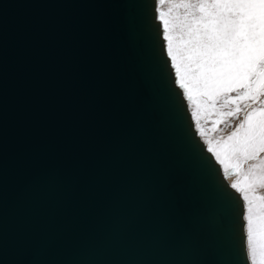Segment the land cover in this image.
<instances>
[{
    "label": "water",
    "instance_id": "water-1",
    "mask_svg": "<svg viewBox=\"0 0 264 264\" xmlns=\"http://www.w3.org/2000/svg\"><path fill=\"white\" fill-rule=\"evenodd\" d=\"M149 0H0V264H245Z\"/></svg>",
    "mask_w": 264,
    "mask_h": 264
},
{
    "label": "snow or ice",
    "instance_id": "snow-or-ice-1",
    "mask_svg": "<svg viewBox=\"0 0 264 264\" xmlns=\"http://www.w3.org/2000/svg\"><path fill=\"white\" fill-rule=\"evenodd\" d=\"M184 7L187 11L181 28L184 33L181 42L188 47L190 64L196 66L195 87L207 90L211 86L239 82L251 91L253 98L264 96V0H197ZM167 23L165 20L164 25ZM170 43L169 38L166 51ZM183 79L182 76L178 89L183 86ZM256 111L264 113V109L250 112L229 139L248 125L242 142L251 149V156L259 158L264 153V116L252 125L251 118ZM217 158L210 156L213 160ZM220 163L225 161L221 159ZM259 179L264 180V176ZM230 187L235 188V185ZM245 198L241 197L242 200ZM259 198L264 199V196ZM251 205L249 201L241 213L244 252L248 257L247 264H256L257 245L254 243L251 249L248 246L251 230L259 244L260 264H264V213L253 224L249 215Z\"/></svg>",
    "mask_w": 264,
    "mask_h": 264
},
{
    "label": "rangeland",
    "instance_id": "rangeland-1",
    "mask_svg": "<svg viewBox=\"0 0 264 264\" xmlns=\"http://www.w3.org/2000/svg\"><path fill=\"white\" fill-rule=\"evenodd\" d=\"M149 2L151 14L150 21L156 29L157 38L159 40V51L165 58V68L170 76L171 85L179 92L178 100L183 112L185 113L189 129L198 146L202 149V152L209 157V159L210 156L219 157L220 150L225 145L228 137H230V135L237 130V128H239L250 112L260 108V106L264 103V96H261L259 99L253 98L251 91L239 82L235 83L236 86L239 85L236 87L235 91L221 93H217L219 92L217 91L215 92L217 95H215L211 100L206 96L196 94L192 95L193 92L186 91L184 86L178 89L177 85L181 84V80L178 76V70H175V68L177 69V63L173 61L174 58L170 51L165 50L164 44L166 43V39L162 31V28H164L165 25L159 20V18L164 17L168 11L174 8L184 7L186 4L196 3L197 0H149ZM166 52H169V54ZM246 92L248 95H245ZM237 97H239V100L236 99ZM196 133H199V135H196ZM263 155L264 153H262L259 158ZM217 159H210V161L214 166L215 175L219 180V183L234 198L236 214L235 230L236 235L239 238L238 245L242 260L245 264H247L248 257L245 256L244 252L245 237L243 232V220L241 218V213L244 210V201L241 199L243 191L239 192V190H235L230 186L235 184H237V186H242L239 178L241 176L242 169L245 167L244 163L248 160L249 162L246 164V166H248L255 163L257 160H254V156H251L250 154L242 157L237 156L234 160L235 162L239 160V164L237 165V168H235L236 166L232 168L233 166L228 167L226 165L219 164ZM254 189L255 187H252L251 190L254 191ZM244 190L246 191L247 189L244 188ZM251 196H253V194ZM252 218L254 224L255 218ZM254 238L255 236L250 230L248 239L249 249H251L254 243L256 245L258 244L255 242L256 239L254 240ZM258 250H260L259 245H257V252ZM256 264H260V259L256 258Z\"/></svg>",
    "mask_w": 264,
    "mask_h": 264
},
{
    "label": "bare ground",
    "instance_id": "bare-ground-1",
    "mask_svg": "<svg viewBox=\"0 0 264 264\" xmlns=\"http://www.w3.org/2000/svg\"><path fill=\"white\" fill-rule=\"evenodd\" d=\"M186 11L187 9L185 7L174 8L168 11V13H166L164 17H162L163 19H159L163 24L165 20L168 22L167 25L164 28H162L163 35L166 39V43L169 41V38L171 39V43L168 44L167 50L170 51V53L173 55V58H174L173 61L177 63V69L175 68V70H178L179 79L181 80L182 76L184 78L183 86L185 87L186 91L193 92L192 95L196 94L200 96L209 97L210 100L215 95H217V93L235 91L236 87L239 86V85L238 86L235 85L236 82H227V83H223L220 85L211 86L207 90H200L197 87H195L194 78L196 75V66L194 64H190L188 60V47L185 46L181 42L182 36L184 35V33H182L181 31V28H182V25L185 23V12ZM149 14H150V7H149ZM150 20H151V14H150ZM166 43L165 44L163 43V44L166 45ZM166 53L169 54V52H166ZM212 93H215V94H212ZM259 109H264V103L257 110ZM262 116H264V113H261L260 111H256L255 114L251 118V124L254 125L256 121L259 120ZM247 129H248V125H245V128L240 129V131L237 133L235 137H232L231 139H229L228 137V140L226 141L225 145L220 150V154L217 159L219 164H221L220 160L223 159L225 163L221 165H226L228 167L233 166L232 168L236 166L235 168H237V165L239 164L238 163L239 160L235 162L234 159L237 156L242 157L247 154H251V149L244 146L242 142ZM254 160H257V161L248 166H246L247 162H249L248 160L247 162L244 163L245 167L242 169L241 176L239 178L242 186L240 185L241 186L240 187V186H237V184H235V188L233 189L239 190V192H241V189H243V193L242 194L240 193V194L242 197H246L245 199H243L244 208H245V205L247 207L249 205V201H251L252 205L249 210V215L251 217H254L256 220V218L260 214L264 213V199L259 198V197L264 196V180L259 179L260 177L264 176V155L261 158L254 157ZM252 187H255L254 191L251 190ZM244 188L247 190L245 191ZM250 194L251 195L253 194V196H251ZM255 239L256 237L254 238V240ZM255 242L258 243L257 239L255 240ZM259 253H260V250H258L257 252V259H260Z\"/></svg>",
    "mask_w": 264,
    "mask_h": 264
}]
</instances>
